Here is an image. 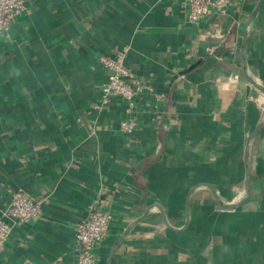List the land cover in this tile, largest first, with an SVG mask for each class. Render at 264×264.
Wrapping results in <instances>:
<instances>
[{"label": "crops", "instance_id": "crops-1", "mask_svg": "<svg viewBox=\"0 0 264 264\" xmlns=\"http://www.w3.org/2000/svg\"><path fill=\"white\" fill-rule=\"evenodd\" d=\"M183 4L25 0L0 36V211L21 189L42 213L0 264H74L73 227L97 195L112 222L96 264H264V97L243 73L264 91V0L197 24ZM122 46L151 87L131 134L119 99L91 106L99 57Z\"/></svg>", "mask_w": 264, "mask_h": 264}, {"label": "built area", "instance_id": "built-area-1", "mask_svg": "<svg viewBox=\"0 0 264 264\" xmlns=\"http://www.w3.org/2000/svg\"><path fill=\"white\" fill-rule=\"evenodd\" d=\"M185 19L197 24L213 12H221L229 5V0H184ZM27 12L25 0H0V36L9 39L14 22ZM129 46L114 47L109 54L99 57V63L106 72L105 81L98 87L99 96L92 103V109L103 110L112 98L123 104L124 117L119 122V130L124 134L133 133L138 127L137 100L143 92L151 90L149 84L135 82L125 65ZM97 195L88 205L84 217L73 227L76 260L74 264H96V251L108 236L112 216L101 209ZM42 213V201L28 192L14 190L0 211V245L13 235L16 226H22Z\"/></svg>", "mask_w": 264, "mask_h": 264}, {"label": "water", "instance_id": "water-1", "mask_svg": "<svg viewBox=\"0 0 264 264\" xmlns=\"http://www.w3.org/2000/svg\"><path fill=\"white\" fill-rule=\"evenodd\" d=\"M257 9H258V7L254 10L253 14L250 16L249 20L247 21V23H246V25H245V28H246V27L252 22L254 16H255L256 13H257ZM244 45H245V38H243V42H242V46H241V55H243ZM241 64L243 65V58H242V62H241ZM243 73H244L245 80H246L248 83H250L251 85L253 84V85L255 86V88H256L259 92H261L262 96L264 97V91H263L262 89H260V88H259L256 84H254L253 82H250V81L248 80V78L246 77V74H245L244 71H243Z\"/></svg>", "mask_w": 264, "mask_h": 264}]
</instances>
